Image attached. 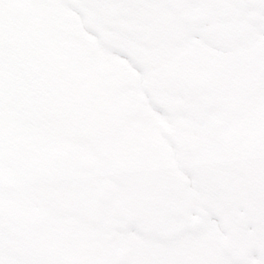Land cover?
<instances>
[{
	"label": "flooded vegetation",
	"instance_id": "af4514ba",
	"mask_svg": "<svg viewBox=\"0 0 264 264\" xmlns=\"http://www.w3.org/2000/svg\"><path fill=\"white\" fill-rule=\"evenodd\" d=\"M24 1L25 20L20 0H0V26L26 25L14 61L30 75L11 93L3 71L12 60L0 53V205L35 234L42 256L28 261L1 240L0 255L12 264H67L62 256L75 244L67 232L83 242L103 228L87 216L108 196V186H91L101 170L129 172L131 195L147 193L139 202L155 207V191L178 180L198 187L195 171L209 170L221 177L216 184L203 177L190 192L200 218L165 233L171 241L191 229L192 247L186 239L184 253L152 264H264V105L241 102L262 99L264 33L249 47H228L242 28L227 20V0ZM216 196L227 205H212Z\"/></svg>",
	"mask_w": 264,
	"mask_h": 264
},
{
	"label": "bare ground",
	"instance_id": "6f19581e",
	"mask_svg": "<svg viewBox=\"0 0 264 264\" xmlns=\"http://www.w3.org/2000/svg\"><path fill=\"white\" fill-rule=\"evenodd\" d=\"M236 2L237 0H227L228 8L232 12L229 16L220 15V18L227 16V20L230 21L231 25L235 26L238 24L242 28L240 34H234L226 40L227 46L231 48L241 44L249 47L253 39L263 36L264 33V19H260V14L264 11V0H256L255 6H249L245 3L236 5ZM261 4L263 5L261 6ZM253 18L257 20L251 21ZM212 42H216V39H213ZM107 176L109 180H106ZM132 178L134 177L127 171L113 173L109 170H101L100 177L91 185L96 189V192L105 190L108 186L109 192L102 202L98 201V212L87 215L89 220L93 222L95 217L98 220H102L100 227L103 228H105L106 223L114 221L119 224V227L111 231L105 228L106 234H103L96 244L93 256L88 248L85 249L86 264H99L101 260H106L102 264H116L114 259L111 258L110 252L113 248L118 249V246H111L106 243L107 235L111 232L116 234L118 241L126 242L131 240L132 242L125 264H152L153 261L149 259V255L153 256L154 254H157L158 258L161 255H166L165 257L167 258L171 253L176 255L178 246L183 242L182 238L194 237L191 229L187 230L181 237L174 238L171 241H168L167 237H165V233L170 231L168 228L175 224L192 226L190 221L194 218L192 212L195 208L188 199V189L185 191L183 185H181L179 189L164 194V198L167 200V207H163L164 203L162 202L156 204L161 206L160 208L150 203H144L141 206L139 199L148 197V194L131 195L132 183L130 180ZM185 184L188 187L189 183L185 182ZM117 196L121 197L116 199ZM178 204L184 205L183 211L186 212L183 219L173 218V215H171L178 208ZM183 211L180 210L181 213ZM181 221L182 223H177ZM157 227L161 229L158 228L156 231ZM99 243L104 245L103 248ZM137 260L139 261L137 262ZM163 261L173 264L171 258L163 259Z\"/></svg>",
	"mask_w": 264,
	"mask_h": 264
},
{
	"label": "rangeland",
	"instance_id": "374dc122",
	"mask_svg": "<svg viewBox=\"0 0 264 264\" xmlns=\"http://www.w3.org/2000/svg\"><path fill=\"white\" fill-rule=\"evenodd\" d=\"M237 3V2H236ZM237 5V4H236ZM239 5V4H238ZM225 10H223V12H224ZM226 12V11H225ZM232 12V11H231ZM262 15H264V11H263V13H261ZM264 21V20H263ZM264 25V24H263ZM199 36L201 35V34H198ZM208 44L209 45H211V43L210 42H208ZM209 47H212V46H209ZM256 48H257V46H256ZM250 63V62H249ZM262 66H264V59H263V61H262ZM240 74H241V72H239ZM242 74H244V73H242ZM224 82H226V81H224ZM260 82H261V80H260ZM260 82H259V80H257V83H258V85H260ZM262 83L263 84H261L260 85V87L262 86V88H264V80L262 81ZM243 85H240V87H242ZM227 99H229V97H227ZM241 102L242 103H244L245 105H249V104H258V105H264V92H262V99H260V100H257V103H249V101H245V102H243L242 100H241ZM223 173V172H222ZM195 176L193 175V177L195 178V182L197 183L196 185L198 186V187H196L194 184H190L189 183V185H188V187H187V185L185 184V182H181L180 180H178V181H174L173 182V184H172V188L170 189V190H165L164 188H160L159 189V191H155L156 192V194L159 196H153L154 197V200H151V199H153L152 198V196H150L148 199H149V201H155V202H159V201H162L163 203H164V205H163V207H167V205H166V203H167V200L164 198V194H168V193H170V192H173L174 190H176V189H179V187L181 186V185H183V189L186 191V189H188V199L190 200V203L192 204V206L194 207H197V208H200L201 207V205H199V204H196V202H195V200L193 199V197H191L190 196V192L192 191V190H194V191H198V189H199V185H200V181H201V179L204 177V179H207L206 181L208 182V181H211V182H213V184H216V183H214V180L216 179H220L221 177L220 176H218V175H214V172L213 171H209V170H206V171H203V170H197V171H195ZM212 175V176H211ZM156 179H158V177L156 176ZM165 182V180L163 181V182H159V184L160 185H163V183ZM190 182V181H189ZM161 189H162V191H161ZM149 191H152V189H149ZM193 191V192H194ZM203 192V191H202ZM201 192V193H202ZM215 198H218L216 201L213 199V198H211L210 200H211V204L212 205H214V206H218V209H219V207L220 206H226L227 204H225V203H222L221 204V202H222V200L218 197V196H216ZM192 200V201H191ZM239 202H242V201H239ZM141 205H143V203H140ZM224 204V205H223ZM88 207L90 208L91 207V205H88ZM159 208L161 207V206H158ZM172 209V208H171ZM177 211H180V210H184V205H181V204H178V208L176 209ZM177 211H175L176 213H177ZM174 212V213H175ZM186 211H183L182 212V214L181 213H179V214H177V216H172L173 218H179V219H183L185 216H184V213H185ZM193 214H195V216L199 219L200 218V216H199V214L197 213V211L195 210V209H193V212H192ZM171 215H173L172 213H171ZM73 218H76V217H74V216H68L67 217V219H68V221H70L71 219H73ZM195 218V217H194ZM194 218L193 219H191V221H190V224L193 226L194 225ZM78 219V218H77ZM211 218H207V219H202V223L204 222V225H206V226H216V224H214V225H211ZM179 223H182V221L181 222H179ZM177 226V225H176ZM223 228H224V226H222ZM58 229L52 234V236L53 237H57L58 236ZM77 232L78 231H76V230H74L73 232H67L68 234H69V236H64L63 237V239H68V238H71V239H73L74 241H75V244H68L67 245V248H66V250L64 251V254H63V256H62V258H63V262H65V263H67V264H86V261H84L83 260V258H84V255H85V249L86 248H88L90 251H91V253H92V256H93V254H94V251H95V247H96V244L98 243V241L100 240V237H102V235L104 234H106V232H105V230L103 229V228H98L97 229V231H95V233H97L98 234V237L95 239V240H93L92 238H88V239H86L85 241H83V242H81V241H79V239H78V236H77ZM94 232V231H93ZM201 233H203V232H201ZM113 235H115L113 232H111V233H109L108 235H107V239H109L110 237H112ZM215 237H216V239H219V240H223V239H225V236L221 233V234H219V233H217L216 235H215ZM185 239H187V242H186V245L189 247V248H191L192 247V245H191V242L193 241V238H189V237H183L182 238V241L184 242V240ZM121 241V240H120ZM120 241H118V237L113 241V242H111L110 243V245L111 246H114V245H117V244H119V245H122V242H120ZM124 242V241H123ZM181 243V245H179L178 246V249H179V251L180 252H182V253H184V251H183V249H182V246H184V243ZM126 243H127V247H126V249L125 248H121V249H118L117 250V252L116 253H114V252H111L110 254L112 255V257L111 258H113L114 259V261H115V263H117V256H118V254L120 253V252H126L127 250L128 251H130V248L132 247V242H131V240H127L126 241ZM99 244H101V243H99ZM73 246V247H69V246ZM101 246H102V248H103V244H101ZM69 248V249H68ZM211 250H213V249H211ZM108 256V255H107ZM109 257V256H108ZM149 259H151V261H156L157 259H158V257H157V254H154L153 256L152 255H149ZM106 260H101L100 262H99V264H102V263H104ZM139 260H137V262H138ZM158 264H160L159 262H158ZM173 264H176V262H174Z\"/></svg>",
	"mask_w": 264,
	"mask_h": 264
},
{
	"label": "water",
	"instance_id": "95a60500",
	"mask_svg": "<svg viewBox=\"0 0 264 264\" xmlns=\"http://www.w3.org/2000/svg\"><path fill=\"white\" fill-rule=\"evenodd\" d=\"M20 26V29H23ZM18 39V34L12 26H0V53H5L12 60L10 68L5 73L6 83L14 86L21 76H27L28 70L20 67L19 72H16L17 48L15 43ZM6 69V70H7ZM4 70V71H6ZM0 239L8 246L14 253L22 255L26 259L35 260L40 255V247L36 241L35 236L22 225L15 222L12 214L0 207ZM0 264H8L0 256Z\"/></svg>",
	"mask_w": 264,
	"mask_h": 264
}]
</instances>
